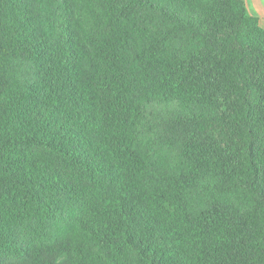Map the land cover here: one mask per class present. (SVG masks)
<instances>
[{"label":"trees","instance_id":"trees-1","mask_svg":"<svg viewBox=\"0 0 264 264\" xmlns=\"http://www.w3.org/2000/svg\"><path fill=\"white\" fill-rule=\"evenodd\" d=\"M0 264H264L244 0H0Z\"/></svg>","mask_w":264,"mask_h":264},{"label":"crops","instance_id":"crops-1","mask_svg":"<svg viewBox=\"0 0 264 264\" xmlns=\"http://www.w3.org/2000/svg\"><path fill=\"white\" fill-rule=\"evenodd\" d=\"M249 14L259 20L264 28V0H244Z\"/></svg>","mask_w":264,"mask_h":264}]
</instances>
